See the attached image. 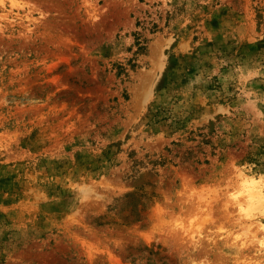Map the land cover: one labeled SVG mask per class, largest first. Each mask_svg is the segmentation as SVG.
Returning <instances> with one entry per match:
<instances>
[{
	"label": "rangeland",
	"instance_id": "rangeland-1",
	"mask_svg": "<svg viewBox=\"0 0 264 264\" xmlns=\"http://www.w3.org/2000/svg\"><path fill=\"white\" fill-rule=\"evenodd\" d=\"M0 264H264V0H0Z\"/></svg>",
	"mask_w": 264,
	"mask_h": 264
}]
</instances>
